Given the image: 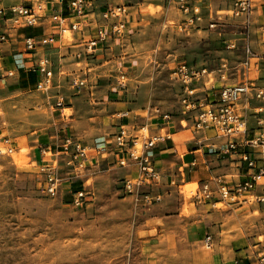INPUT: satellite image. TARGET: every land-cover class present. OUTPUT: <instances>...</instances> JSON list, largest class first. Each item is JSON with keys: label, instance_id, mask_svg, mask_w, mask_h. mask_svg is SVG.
Here are the masks:
<instances>
[{"label": "rangeland", "instance_id": "374dc122", "mask_svg": "<svg viewBox=\"0 0 264 264\" xmlns=\"http://www.w3.org/2000/svg\"><path fill=\"white\" fill-rule=\"evenodd\" d=\"M112 1L125 5L140 2ZM219 1L212 14L220 7V15L210 16L217 23L211 26L209 18H204L189 31L178 30L181 14L173 5L167 7L163 0H144L141 7L127 8L137 16L141 11L140 23H134L135 34L132 37L124 35L123 46L118 41L113 43L111 47L114 48L108 52L106 61L104 53L100 63L83 61V64L72 66L76 70L87 69L91 76L90 80L87 75L77 79L85 84L87 80L92 83L90 95L86 90L81 93L84 97V104L79 107L81 113L95 114L97 106H102L104 124L115 128L103 133L97 128L82 132L71 129L69 135L80 138L88 147L96 138L106 137L111 146L117 125L127 121L119 118V113L130 109V119L149 120L153 109L159 108L173 118L174 133L167 132L165 127L161 133L173 138L180 154L187 152L196 140L207 144L224 141V137L212 130L194 129L189 112L181 107L180 82L172 74L178 63L185 60L196 68L205 69L206 88L232 85L247 78L260 82L258 77L264 75L261 28L252 22L247 32L242 18L224 16L228 11ZM260 22H264V16ZM64 37L71 41L72 31H66ZM248 45L253 50L249 70L245 64ZM255 61L259 64L257 69L253 66ZM54 78L53 75L50 83L41 88L7 87L0 96V138L9 139L8 142L0 141V264H125L135 256L131 226L127 222L130 214L143 204L139 196L149 186L137 183L135 168L125 166L121 169L122 166L113 161L110 164L115 165L105 171L102 165L108 158L112 159L109 146L85 167H71L65 163L55 145ZM201 84V79L193 84L200 97L204 94ZM118 101L125 102L122 111L106 112V105ZM246 108L250 126L255 123L254 115L260 116L264 123V103L249 98ZM256 111H260L259 114H254ZM56 113L67 114L70 110H56ZM95 117L98 119L97 115ZM42 135H48L51 148L38 153L34 149L37 150ZM26 136L34 138L28 145L22 140ZM175 136L182 142L176 141ZM255 149L264 151V146ZM95 160H98V167L92 164ZM50 169L57 170L61 180L59 192L54 196L42 189ZM119 170L124 172H117ZM126 179L133 183L128 190L123 186ZM199 182L194 180L179 186L184 211H188V207L194 210L192 194ZM79 191L83 196L75 202L78 195L75 193ZM254 205L253 211L248 203L227 215L222 225L223 243L230 237L242 236V229L254 230L256 241L264 243V212L259 211L257 203Z\"/></svg>", "mask_w": 264, "mask_h": 264}, {"label": "built area", "instance_id": "2783aa9c", "mask_svg": "<svg viewBox=\"0 0 264 264\" xmlns=\"http://www.w3.org/2000/svg\"><path fill=\"white\" fill-rule=\"evenodd\" d=\"M52 1V0H47ZM65 5L67 12H54L46 16V7L42 4L9 3L3 4L0 0V45L10 40L9 28L37 26L44 22L54 24L61 31H74L78 33L74 41L75 50L70 55L77 58L85 56L96 58L98 53H105L116 41H120L125 32L128 17L131 16L125 4H105L99 7L95 0H58ZM170 8L173 5L181 14L177 24L179 31H189L195 28L197 22L209 18V25H215L216 20L210 16H219L221 8L217 7L212 14V7L204 13L203 0H163ZM228 11L224 16L242 18V22L250 31L254 0H220ZM206 16V17H205ZM261 28L260 43L264 48V25ZM70 29V30H69ZM56 42L55 33L43 36L25 37L24 43L27 50H35L37 46L51 45ZM253 50L247 48L245 64H251ZM258 61L253 62L255 69ZM39 78L37 87L41 88L50 83L53 76L50 62L40 59L36 66ZM250 67L248 68V70ZM204 68H196L185 60L178 63L172 71L173 78L180 82L182 92L180 103L184 112H189L195 130H212L216 135L225 140L221 145H209L208 154H217V160H229L235 163V170L231 173L220 172L211 174L210 177L200 180L197 189L192 194L193 202L209 203L211 207H219L220 203L240 204L251 194L256 198L257 204H264V151H258L256 146H264V123L260 116L256 117L254 125L250 126L245 114L249 98L264 103V75L258 77L260 82L247 78L232 85L206 88L203 82ZM13 76L12 71H6L5 77ZM4 76L0 75V80ZM201 79L204 94L197 95L198 88L193 84ZM75 86H82L83 82L73 80ZM62 99L57 101L61 105ZM246 104V105H245ZM260 109V107L258 108ZM256 111L254 114H259ZM149 120L143 118L130 119L127 112L119 113V118H126V122L117 125L113 133L111 146L104 137H98L88 147L80 138L68 135L62 138L58 154L67 165L71 167H85L98 153L105 151L108 146L112 159L119 166L135 168L138 184H152L161 180V172L157 165L156 148L160 142L169 137L167 133L157 131L174 124L168 112L154 108ZM168 132V131H167ZM1 139V138H0ZM60 177L57 170L47 172L42 189L50 196L57 195L60 189ZM124 188L128 190L133 183L124 180ZM261 191L257 192L258 188ZM74 198L78 202L83 192L79 191ZM261 243V241H259ZM256 263L264 264V243L256 253Z\"/></svg>", "mask_w": 264, "mask_h": 264}, {"label": "crops", "instance_id": "0c3cea01", "mask_svg": "<svg viewBox=\"0 0 264 264\" xmlns=\"http://www.w3.org/2000/svg\"><path fill=\"white\" fill-rule=\"evenodd\" d=\"M143 1L140 0L139 4H126V6L128 8H132L134 5L141 7ZM203 1L205 12L210 10L209 6L213 10L214 5H217V0ZM12 2L42 4L44 8L46 7L47 17L44 18V21L48 19V15L51 13L67 12L65 5L58 0H2L3 4ZM107 3L117 4L112 0H95L96 13H98L100 6ZM253 5L252 21L257 26H262L264 22L261 23L260 19L264 16V0H254ZM130 14L124 35L128 34L132 37L136 32L134 23H140L141 11L138 16ZM7 31L10 40L0 45V75L4 76L0 80V96L5 93L7 87L25 90L37 87L39 76L36 73L35 66L40 59L44 58L50 62L52 73L55 76L52 82L55 84V135L57 137L55 145L57 147L62 138L69 135L71 129L82 132L97 128L99 132L103 133L105 130L115 128L104 124L102 117L105 114L102 112V106H97L95 114L83 115L81 113L79 107L84 104L82 103L84 97L81 93L82 91L85 93L86 90L89 94L92 83L87 80L85 84L82 81V87H75L76 84L73 82L76 79H83L85 75L90 80L91 76L87 69L80 67L76 70L72 66H76V63L83 64V61L94 62V64L100 63V57L104 53L96 56L94 60L85 56L73 57L69 51L77 48L74 47V41L77 40L78 33L70 30L73 36L70 41L64 37L66 31L59 30L49 22L37 26L9 28ZM51 33H55L56 42L54 44L37 46L33 51L26 49L25 37L43 36ZM118 44L120 46L124 45L123 38ZM113 48L111 47L105 51V61L108 52L112 51ZM6 71H12L13 76L5 77ZM59 97L62 99L61 105L57 104ZM106 99H109V97L107 96ZM124 108L125 102L118 101L106 105L104 109L106 112L116 110L119 112ZM64 109H69L70 113H56V110L63 111ZM122 112L129 114L131 110L126 109ZM248 112L249 110L246 109L245 113L247 115ZM98 114L101 115V118ZM96 115L98 119H96ZM116 121L115 119L113 123ZM165 128L171 134L175 131L173 130L175 129L174 125H168ZM156 130L161 132L160 127H157ZM33 139L28 136L22 138L25 141L23 143L27 145ZM39 139L40 142L37 145V150L34 149L35 152L43 153L51 148L48 135H42ZM175 139L179 141L180 138L176 137ZM0 141L8 142L9 139H0ZM222 142L217 141V143L207 144L206 141L196 140L194 144L189 145L190 149L182 154L178 152L175 142L170 136L158 144L156 160L161 172V180L156 186L153 183V185H147L149 188L144 189V194L139 196L141 198L139 201H143V204L147 201L148 204L138 205V208L130 214L131 217L127 223L128 226H131L132 250H135V256H133L132 261H127L125 264H255L256 253L262 243L256 241L254 230L247 232L242 229V236L230 237L224 243L221 237L222 225L227 215L248 203H251L250 210L253 211L255 201L248 199L240 204H224L221 202L219 207H211L209 203L199 204L193 202L194 210L188 207V211H184V199L179 194V186L183 183L194 180L199 182L210 177L211 174L231 173L235 170L234 162L227 159L217 160V154H208L209 145L219 146ZM251 148L255 147L251 146ZM97 162L98 160H95L92 164L98 167ZM110 162H113V159L108 158L102 165L105 171L115 165L110 164ZM117 172L123 173L124 171L119 170ZM259 191H261L260 187L257 189V192ZM150 196L153 198H148ZM257 207L259 211L264 212L263 203H258Z\"/></svg>", "mask_w": 264, "mask_h": 264}, {"label": "bare ground", "instance_id": "6f19581e", "mask_svg": "<svg viewBox=\"0 0 264 264\" xmlns=\"http://www.w3.org/2000/svg\"><path fill=\"white\" fill-rule=\"evenodd\" d=\"M250 198H251L253 201L257 202V201H256V198H255L253 195L248 194L246 200H248V199H250ZM246 200H245V201H246Z\"/></svg>", "mask_w": 264, "mask_h": 264}]
</instances>
